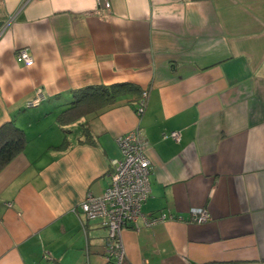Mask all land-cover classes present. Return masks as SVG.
<instances>
[{
  "label": "crops",
  "instance_id": "crops-1",
  "mask_svg": "<svg viewBox=\"0 0 264 264\" xmlns=\"http://www.w3.org/2000/svg\"><path fill=\"white\" fill-rule=\"evenodd\" d=\"M108 1L102 18L96 0H0V127L26 138L0 171V264H106V230L80 203L135 127L142 212L182 220L124 228L122 264H264V0ZM116 84L135 90L60 121L74 92Z\"/></svg>",
  "mask_w": 264,
  "mask_h": 264
},
{
  "label": "built area",
  "instance_id": "built-area-1",
  "mask_svg": "<svg viewBox=\"0 0 264 264\" xmlns=\"http://www.w3.org/2000/svg\"><path fill=\"white\" fill-rule=\"evenodd\" d=\"M95 12L102 18H107L110 3L108 0H96ZM15 60L26 66L33 63L26 49H18ZM147 93L144 91L136 106L138 115L144 111ZM37 97L28 102L34 105L39 102ZM179 139L178 131H170L164 137ZM116 143L120 157L112 160L110 184L100 195L87 193L80 203L81 215L87 220H99L106 230L104 241L106 264H122L125 255L122 241V231L126 227L138 230L140 225L151 226L165 220H182L180 216L171 213H159L147 216L142 212V205L150 194L149 172L150 161L146 153L147 141L139 127L119 135ZM189 220L203 223L209 219V213L204 207H193L189 210ZM88 264V263H86Z\"/></svg>",
  "mask_w": 264,
  "mask_h": 264
},
{
  "label": "trees",
  "instance_id": "trees-1",
  "mask_svg": "<svg viewBox=\"0 0 264 264\" xmlns=\"http://www.w3.org/2000/svg\"><path fill=\"white\" fill-rule=\"evenodd\" d=\"M135 90L127 84H116L110 87H87L78 92L79 97L59 115L62 122H72L96 106L111 103L125 91ZM77 94V95H78ZM26 138L23 132L11 122L0 127V171L23 150Z\"/></svg>",
  "mask_w": 264,
  "mask_h": 264
}]
</instances>
